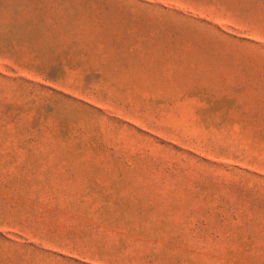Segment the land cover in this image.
Segmentation results:
<instances>
[{"label":"rangeland","instance_id":"374dc122","mask_svg":"<svg viewBox=\"0 0 264 264\" xmlns=\"http://www.w3.org/2000/svg\"><path fill=\"white\" fill-rule=\"evenodd\" d=\"M0 264H264V0H0Z\"/></svg>","mask_w":264,"mask_h":264}]
</instances>
